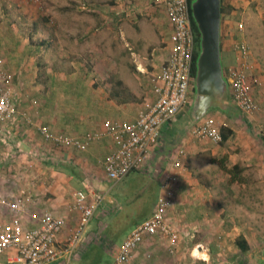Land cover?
<instances>
[{
	"label": "crops",
	"instance_id": "obj_1",
	"mask_svg": "<svg viewBox=\"0 0 264 264\" xmlns=\"http://www.w3.org/2000/svg\"><path fill=\"white\" fill-rule=\"evenodd\" d=\"M254 1L260 3L263 0ZM244 2H222L221 63L223 57L230 61V56L236 62L235 40L241 41L245 36V33H239L240 29L246 31L248 44L253 47L264 46V23L254 28L247 20L250 10L259 11L260 8L258 5L253 8L246 7ZM95 4L99 5L97 1ZM91 7L96 9L94 5ZM156 8L166 17L161 7ZM151 13L156 26L161 29L159 32L167 48L165 55L156 58L160 61L154 69L157 74L168 52L171 26L167 18L163 21L153 9ZM112 16V24L121 22V26L128 27L122 11ZM112 26L115 27L114 24ZM12 31L13 26L8 23L0 33V69L12 77L11 97L19 114L14 122L0 126V130H4V137L20 145L18 150L14 146L13 154L20 150L27 154H19L26 159L22 167L29 174V181L20 189V193H24L21 198L29 196L33 202L23 212H11L10 204L21 194L14 195L13 181L6 179V185L0 184V204L5 206L2 210L0 208L1 215L7 212L8 220L10 217L19 216L27 229H33L38 225L37 218L40 213L48 210L55 216L66 217L67 224L74 226L77 215L67 211L72 193L95 191L104 185H110L107 190L95 191L101 193L103 200L74 255L67 261L64 260L65 257L58 261L61 264H114V254L109 250L111 238L114 236L113 230L117 233L119 230L123 231V235L116 239L122 243L136 224L152 214L161 194L162 178L170 171L172 161L180 160L182 167L179 177L171 186L175 193L173 206L166 216L168 223L178 230L179 238L174 252H168L164 237H145L133 252L131 264H264V136L260 150L251 148L249 144L241 152L239 158L244 163L242 166L235 164L228 170L224 166L219 167L210 156L225 151L217 147L214 150L215 147H211L212 142L194 139L190 133L189 125L192 120L189 101L176 118L162 128L160 140L152 150L147 165L130 172L123 179L125 181L129 176L135 175L138 177L134 181L133 192L126 196L124 188H120L118 184L123 180L115 182V185L106 182L103 162V175L97 177L93 173L98 158L103 161L114 147L109 137L92 143L85 151L61 149L44 141L37 127L44 126L52 133L83 139L87 133L99 131L104 120L134 121L140 111L154 103L156 97L152 85L148 94L142 95L140 89L134 90L131 85L123 82L120 75L119 81L110 82L116 75L112 67L104 73V76H109L106 81L108 86L92 85L87 80L92 76L90 66L78 63L73 56L76 55L74 52L71 59L69 55H63L64 45H61L59 53L62 55L61 61L66 60L65 57L70 61L60 62L58 67L48 70V59L43 55L49 45L48 41L36 39V32L34 35L28 33V38L21 40ZM92 32L87 29L83 37L88 38ZM74 41L77 42V39ZM254 50L252 52L255 56ZM252 52L250 50V56ZM254 60L257 62L255 68H260V59ZM67 62L75 65L64 69ZM231 67L233 66L223 67L224 75H227ZM92 74L95 76V72ZM252 74L263 83L262 88H253V99L264 111V70L263 74L257 69ZM41 78H48L49 81ZM81 78L83 80H79ZM46 82L48 85L42 87ZM229 101L231 105L225 112L213 110L202 120L210 116L219 120L238 112L232 104L230 89ZM202 120L192 127L200 124ZM262 122L263 125L258 128L264 135V117ZM228 138L229 134L225 143L229 141ZM181 149L184 155L179 156ZM201 158L203 162L200 164ZM86 162L91 165L86 166ZM81 165H85L86 170ZM76 170L85 174L83 180H77ZM145 175L152 180L148 181ZM110 194L115 196L112 198L115 203L110 199ZM9 195L13 196L12 201L8 199ZM96 223L102 225V231L92 227ZM64 240V235L58 238L61 243ZM118 242L116 247L120 246ZM6 256L0 257V264H6ZM204 256L208 259L205 260Z\"/></svg>",
	"mask_w": 264,
	"mask_h": 264
},
{
	"label": "built area",
	"instance_id": "obj_2",
	"mask_svg": "<svg viewBox=\"0 0 264 264\" xmlns=\"http://www.w3.org/2000/svg\"><path fill=\"white\" fill-rule=\"evenodd\" d=\"M161 7L171 26L168 52L157 74L152 77L155 94L153 104L140 111L134 121L104 120L99 131L90 132L83 139L52 133L47 127L38 126L37 131L44 141L61 149L85 151L92 143L109 137L113 143L112 151L103 160L105 178L120 182L130 172L147 165L152 150L158 144L162 128L169 125L184 105L189 102L193 89L192 71L194 54L198 50L197 34L192 26L189 0H154ZM242 31V29H240ZM236 64L229 68L226 79L234 107L244 115L252 116L260 111L253 99V88L261 82L249 75L254 65L250 51L245 43L234 46ZM12 77L0 69V126L12 123L18 118V111L11 97ZM24 116V115H23ZM190 133L199 141L221 144L222 136L212 118H205L200 124L191 127ZM184 155L179 150V156ZM180 160L172 161L170 171L165 173L152 214L136 224L118 247H113L114 264H131L133 252L145 237L160 235L167 240V250L173 254L178 242V233L166 219L173 206L174 191L171 186L177 182ZM21 195L10 204L11 212L25 211L33 200ZM103 197L95 191H74L67 211L77 215L74 226L67 224L66 217L55 216L44 210L37 218L38 225L27 229L22 219L12 217L0 224V257L6 256V264H52L63 257H70L82 242L85 230L93 218ZM64 235L61 243L58 238Z\"/></svg>",
	"mask_w": 264,
	"mask_h": 264
},
{
	"label": "rangeland",
	"instance_id": "obj_3",
	"mask_svg": "<svg viewBox=\"0 0 264 264\" xmlns=\"http://www.w3.org/2000/svg\"><path fill=\"white\" fill-rule=\"evenodd\" d=\"M96 1L99 5L95 4ZM244 1L243 4L246 7L250 6V8H253L258 5V8H260L258 9L259 11H251L248 9L250 10L249 19L247 16L249 25L255 28L261 23H264V0L260 3L254 0ZM92 5L96 9L92 8ZM156 7L153 4V0H144V2L140 0H0V33L5 29V25L9 23L13 26L12 32L18 39L26 40L29 36L28 33L34 35L36 32V39L47 40L49 45L43 55L46 57L45 59H48V70L54 66L58 67L60 62L70 61L65 56L66 60L61 61L62 55L59 53L62 47L61 45H64L65 52L63 55H69L71 59L72 52L76 53L73 56L79 61L78 63L90 66V73L91 71L92 73L95 72V76L91 73L93 77L90 76L87 79L92 85L101 87L108 86L109 83H106V81L109 79V76H104V73L112 67L116 75L110 82L119 81L120 75L122 76L123 82L131 85L134 90L140 89L142 95H146L152 85V77L155 74L154 69L158 66L157 62H160L156 58H159L160 55H165L167 51L166 43L163 41L162 34L159 32L161 29L158 28V25L156 26L151 10L153 9L157 12L163 21H165L166 17L160 14V11ZM109 11H111V14H109ZM120 11L125 14L124 19L128 27L124 28L121 26V22H117L118 24L113 22L115 27L112 26V20H110L113 18L112 15L120 13ZM243 20H245V17H243ZM87 29L93 32L89 33L90 36L88 38H84L85 36L83 37V35L86 34ZM165 29L167 30V27ZM165 29L164 31H166ZM239 33L241 35L245 33V39L244 37L241 41L237 39L235 43H245L251 52L255 49V56L253 52L251 54L250 60L254 68L250 74L253 75L252 73L256 69L260 71V74H263L264 46L256 45L253 47L248 44L246 31ZM74 39H77V42ZM255 58L260 59V68H255L257 63L254 60ZM235 64L236 62H234L233 56H230V61H227L226 57L222 59V67L228 65L234 67ZM71 65L75 64L73 62L65 63L64 69H69ZM42 79L47 82L49 81L48 78ZM79 80L83 79L81 78ZM47 82L42 84V87L48 85ZM123 84L126 87L125 83ZM262 86L263 83L261 82V86L259 87L262 88ZM189 101H191V98ZM191 103L192 101L190 105ZM263 115L264 111L260 106V111L251 117H246V115L239 111L219 120L210 116V118L215 120L221 133L222 128L229 131L228 142L225 143V141H222L221 144H211V147H215L214 150L217 147L218 149L221 148L219 150L225 151L221 154L210 156L216 162L217 166H224L227 170L231 169L235 164L238 167L242 166L244 163L239 157L241 152L248 148L247 145L250 144L251 148L257 151L261 149L264 135L258 126L263 125ZM262 129L264 131V127ZM14 146L17 150L20 149L19 144L8 140L6 136L4 137V130H0V184L6 185V179L13 181L12 186L15 188V195L20 193V189L24 188L29 181V174L25 171V167H22L24 165L23 161L26 162V159H23L21 155L19 156V154L24 153L20 150V152L13 154L15 150ZM98 159L97 167L95 172H93L97 177L103 175L101 169L103 161L100 158ZM202 160L203 158L200 159V164ZM87 164L91 165L86 162V166H88ZM86 166L81 165L84 169ZM2 170L5 172H1ZM76 174L77 180L79 181L85 177V174L79 170H76ZM145 176L148 181L152 180L149 176ZM131 177L129 176L127 180L118 183L120 188H124L126 196H129L133 192L132 189L135 186L134 181L138 179L136 175ZM106 182L115 185L113 181L107 180ZM109 187L110 185H104L100 189L97 188V190L102 192ZM93 190H95L94 187ZM115 191L117 192V190ZM110 196L111 200L115 197L113 194H110ZM8 199L12 201L13 196L11 197L9 195ZM112 201L115 203L114 200ZM4 207L0 204L1 210ZM8 215L7 212L2 215L0 214V224L6 223L11 219L10 217L8 220ZM92 227L96 230H103L102 225L97 223L93 224ZM176 231L178 233V230ZM120 242L121 240L118 243ZM70 257H65L64 260L67 261ZM59 261L54 262V264H61Z\"/></svg>",
	"mask_w": 264,
	"mask_h": 264
},
{
	"label": "water",
	"instance_id": "obj_4",
	"mask_svg": "<svg viewBox=\"0 0 264 264\" xmlns=\"http://www.w3.org/2000/svg\"><path fill=\"white\" fill-rule=\"evenodd\" d=\"M190 11L199 34L190 107L192 127L211 111L225 112L231 104L221 63V0H191Z\"/></svg>",
	"mask_w": 264,
	"mask_h": 264
},
{
	"label": "trees",
	"instance_id": "obj_5",
	"mask_svg": "<svg viewBox=\"0 0 264 264\" xmlns=\"http://www.w3.org/2000/svg\"><path fill=\"white\" fill-rule=\"evenodd\" d=\"M191 0H189V2H190ZM222 2H223V0H221V12H223V8H222ZM192 26H193V29H194V31H195V33L197 34V42H199V34H198V32H197V29H196V27H195V25H194V23H193V21H192ZM198 44V43H197ZM198 48V47H197ZM197 55H198V50H196L195 51V54H194V65H193V71H192V76H194V74H195V61H196V57H197ZM225 77H226V75H225ZM222 130V133H221V136H222V140L223 141H225V140H227V137H228V134H229V131H227L225 128H222L221 129ZM123 231H118V233L117 232H113L114 233V236H113V238H111V244H110V246H109V250H111L114 246H115V244H116V239H119L121 236L120 235H123V233H122ZM122 233V234H121ZM74 254V253H73ZM92 261H94V260H92ZM54 264V263H53ZM91 264V263H90Z\"/></svg>",
	"mask_w": 264,
	"mask_h": 264
},
{
	"label": "flooded vegetation",
	"instance_id": "obj_6",
	"mask_svg": "<svg viewBox=\"0 0 264 264\" xmlns=\"http://www.w3.org/2000/svg\"><path fill=\"white\" fill-rule=\"evenodd\" d=\"M193 82H194V78H193ZM190 98H191V101H192V99H193V89L191 90ZM189 100H190V99H189ZM191 101H190V102H191Z\"/></svg>",
	"mask_w": 264,
	"mask_h": 264
},
{
	"label": "clouds",
	"instance_id": "obj_7",
	"mask_svg": "<svg viewBox=\"0 0 264 264\" xmlns=\"http://www.w3.org/2000/svg\"><path fill=\"white\" fill-rule=\"evenodd\" d=\"M194 256H197V258H199L198 254H196V253H194ZM203 258H204L205 260L208 259V257H206V256H204Z\"/></svg>",
	"mask_w": 264,
	"mask_h": 264
}]
</instances>
